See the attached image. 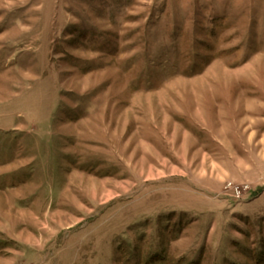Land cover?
Here are the masks:
<instances>
[{"label":"rangeland","instance_id":"rangeland-1","mask_svg":"<svg viewBox=\"0 0 264 264\" xmlns=\"http://www.w3.org/2000/svg\"><path fill=\"white\" fill-rule=\"evenodd\" d=\"M0 264H264V0H0Z\"/></svg>","mask_w":264,"mask_h":264}]
</instances>
